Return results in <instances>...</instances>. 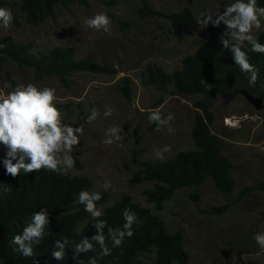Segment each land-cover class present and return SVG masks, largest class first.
<instances>
[{"label": "rangeland", "instance_id": "rangeland-1", "mask_svg": "<svg viewBox=\"0 0 264 264\" xmlns=\"http://www.w3.org/2000/svg\"><path fill=\"white\" fill-rule=\"evenodd\" d=\"M6 1L15 5L18 23L13 20L8 29L0 28V37L9 35L20 43H31L34 52L74 47L76 59L90 58L118 71L114 76L77 73L67 89L56 77L38 81L32 71H20L14 64L0 69V94L11 91L6 85L14 87L18 83L54 87L63 122L74 127L83 125L80 145L72 153L75 166L68 174L90 178L93 186L89 191L109 193V199L98 207L104 212L123 195H129L134 202L150 208L164 221L169 233L182 234L189 254L188 264H247L250 261L264 264V250L253 239L257 232L264 231V192H252L238 199L242 189L264 180V108L256 110L242 94L216 97L213 101L211 131L221 139V154L234 166L231 175L236 186L231 194L218 190L209 179L198 189L178 190L165 202L162 211H156L145 196L146 191L154 189L155 182L130 184L142 162L160 161L154 157L155 149L171 146L163 161L181 151L196 149L192 129L200 110L194 104L203 96L182 95L172 86L167 93H162L144 85L142 75L147 65L151 63L174 73L182 68L184 58L193 55L204 43L220 41L226 30L223 23L218 27L209 23L203 28L198 24L191 35L178 41L167 18H141L140 10L147 4L154 11L173 14L190 7L198 19L204 18L202 13L213 14L215 18L232 0H87V5L74 3L67 8L58 7L52 17L36 27L26 23L19 10L21 0ZM101 11L114 19L111 33L97 32L83 23L85 18ZM261 22L264 24V18ZM261 33L264 27L254 34ZM126 78L131 82V101L120 90ZM106 107L114 109L112 116L103 115ZM93 108L99 115L89 123L87 118ZM156 108L164 116L173 115L172 133L167 128L156 131V125L149 123L148 110ZM113 126L122 129L123 139L108 146L102 140L106 130ZM6 152L0 144V166ZM105 181H110L112 188L104 190ZM193 193L199 195L198 202L190 198ZM75 205H79L78 196ZM225 205L228 209L222 214L211 212ZM254 243L256 252L246 254L242 250L239 258L237 252L242 245L250 244L247 249L250 251ZM146 262L157 264L155 251L146 257Z\"/></svg>", "mask_w": 264, "mask_h": 264}, {"label": "trees", "instance_id": "trees-1", "mask_svg": "<svg viewBox=\"0 0 264 264\" xmlns=\"http://www.w3.org/2000/svg\"><path fill=\"white\" fill-rule=\"evenodd\" d=\"M74 3L87 5V0H21L19 10L26 23L36 27L52 17L58 7L67 8ZM258 4L264 6V0H258ZM0 7L10 8L15 23H18L13 3L0 0ZM140 13L141 18H167L178 41L191 35L198 25V17L190 7L177 13L164 14L144 4ZM257 38L264 44V33ZM0 44L6 45L0 49V69L14 64L20 71H32L38 81L56 77L67 89L72 85L71 78L77 73L114 76L118 72L116 68L96 63L90 58L76 59L77 51L74 47H56L44 53L34 52L31 43H20L9 35L0 37ZM243 50L248 52L250 62L259 69V79L255 86H249L248 76L240 72L230 50L223 48L220 41L202 44L193 55L184 58L182 68L174 73L151 63L147 65L142 75L144 85L154 87L162 93H167L172 86L182 95L203 96L202 100L194 104L200 110L192 129L196 149L181 151L166 161H144L130 180L132 186L155 182L154 189L146 191L145 196L156 211H162L165 202L171 200L178 190L198 189L209 179L218 190L227 194L235 190L236 182L231 175L234 166L221 154V139L212 134L211 127L214 123L213 101L216 97H234L241 89H245L264 100V87L261 86L264 84V54L252 52L250 45H246ZM130 83V79L126 78L120 88L128 101L132 100ZM208 85H211L210 89ZM92 186L93 181L88 177L62 175L47 170L29 174L21 172L13 178L6 174L4 165L0 166V264H33L32 258H25L14 251L16 246L10 241L30 222L32 213L41 209H46L49 213L50 224L45 229L44 239L35 247L38 264H80L81 261L88 264L89 258L100 251L99 245L93 241L95 252L80 253L75 258L73 247L84 236L91 238L96 233L93 227L95 221L89 219L90 214L84 211L83 205H75V198L81 190H89ZM252 192H264V180L242 189L238 199L242 200ZM101 196L97 207L106 202L110 195L101 192ZM190 198L194 202L199 201L197 193H193ZM125 208L138 217L139 223L133 225L134 235L125 238L119 248H113L111 241H107L111 255L100 259L98 264H148L146 257L154 251L157 264L189 263L182 234L169 233L158 214L134 202L129 195H123L115 205L106 208L100 219L106 220L111 227H122V212ZM227 209L228 205H225L213 208L211 212L222 214ZM104 234L107 237V227ZM64 238H68L70 245L65 250L64 259L57 261L51 252L55 242ZM247 264L258 263L250 261Z\"/></svg>", "mask_w": 264, "mask_h": 264}, {"label": "clouds", "instance_id": "clouds-1", "mask_svg": "<svg viewBox=\"0 0 264 264\" xmlns=\"http://www.w3.org/2000/svg\"><path fill=\"white\" fill-rule=\"evenodd\" d=\"M201 15L204 18L198 19L197 23L202 28L209 23L217 27L223 23L226 30L220 36V43L223 48L230 50L240 72L248 76L249 86H255L259 79V69L250 62L248 52L243 49L250 45L252 52L264 54V44H261L254 34L264 27L261 22L264 18V6H260L258 0H232L224 7L223 12L215 14V18L213 14ZM13 20L12 10L0 7V28L8 29ZM83 23L97 32L112 31V20L106 11L85 18ZM4 47L6 45L0 44V49ZM6 86L11 88V91L0 94V144L7 149L2 161L6 174L16 178L21 172L29 174L47 170L67 175L75 166V157L72 153L80 145V137L84 134L83 125L74 127L63 122L62 113L56 106L58 97L54 87H38L34 83ZM261 86L264 87V84ZM208 87L210 89L211 85ZM148 111L147 119L149 123L156 125V131L167 128L169 133L173 132L171 121L174 117L171 113L164 116L160 108ZM113 113V108L106 107L103 115L110 117ZM98 115L99 112L93 108L87 121L91 123ZM121 131L120 127H109L102 143L111 146L114 142L120 141L123 139ZM170 151L171 146L164 145L154 150V157L163 161L164 154ZM102 188L104 190L112 188L111 182L105 181ZM101 199L100 192L81 190L78 193V203L84 206V211L95 221L93 227L96 233L91 238L84 236L74 245V258L80 253L95 252L93 241L100 248L96 256L89 258L88 264H98L100 259L111 255L107 241H111L113 248L122 247L125 238L134 235L133 225L139 223L136 213L125 208L122 212L124 220L122 227L109 226L106 220L100 219L105 214L97 207V202ZM49 224L50 216L46 209L33 212L30 222L23 227L22 232L12 237L10 242L16 246L13 250L25 258H32L33 264H38L35 259V247L44 239L45 229ZM106 227L107 237L104 234ZM253 239L259 248L264 250V231L257 232ZM69 245L68 238L57 240L51 252L52 257L57 261L63 260ZM80 264H83V261Z\"/></svg>", "mask_w": 264, "mask_h": 264}, {"label": "water", "instance_id": "water-1", "mask_svg": "<svg viewBox=\"0 0 264 264\" xmlns=\"http://www.w3.org/2000/svg\"><path fill=\"white\" fill-rule=\"evenodd\" d=\"M239 94H242L245 99L252 105L254 106V108L258 111L262 110L264 108V100L261 97H257L255 95H253L252 93H250L248 90L245 89H241L239 91ZM255 243L253 244V249L248 251L247 249L250 247V244H246V245H242V249L238 250L237 255L240 258L241 253H246V254H250V253H255L256 249H255ZM242 250H244L242 252Z\"/></svg>", "mask_w": 264, "mask_h": 264}]
</instances>
